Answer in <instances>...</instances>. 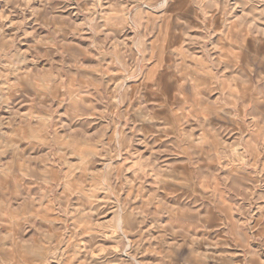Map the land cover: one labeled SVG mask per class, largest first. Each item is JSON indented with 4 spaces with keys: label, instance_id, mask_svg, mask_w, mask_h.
Masks as SVG:
<instances>
[{
    "label": "rangeland",
    "instance_id": "obj_1",
    "mask_svg": "<svg viewBox=\"0 0 264 264\" xmlns=\"http://www.w3.org/2000/svg\"><path fill=\"white\" fill-rule=\"evenodd\" d=\"M0 264H264V0H0Z\"/></svg>",
    "mask_w": 264,
    "mask_h": 264
}]
</instances>
